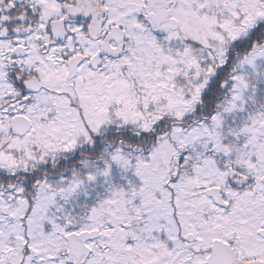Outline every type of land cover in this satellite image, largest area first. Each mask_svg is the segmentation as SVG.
<instances>
[{"label": "snow or ice", "instance_id": "snow-or-ice-1", "mask_svg": "<svg viewBox=\"0 0 264 264\" xmlns=\"http://www.w3.org/2000/svg\"><path fill=\"white\" fill-rule=\"evenodd\" d=\"M0 264H264V0H0Z\"/></svg>", "mask_w": 264, "mask_h": 264}]
</instances>
